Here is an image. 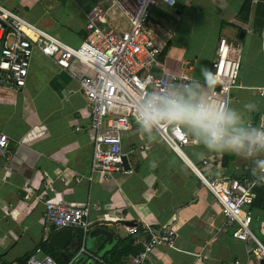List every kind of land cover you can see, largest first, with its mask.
I'll return each instance as SVG.
<instances>
[{
	"label": "crops",
	"instance_id": "crops-1",
	"mask_svg": "<svg viewBox=\"0 0 264 264\" xmlns=\"http://www.w3.org/2000/svg\"><path fill=\"white\" fill-rule=\"evenodd\" d=\"M94 1L0 3L62 42L77 47L87 35L86 12ZM245 1L176 0L174 7L159 4L151 8L149 24L162 49L166 69L181 73L191 65L196 79H202V67L212 70L221 36L241 42L243 58L231 106L242 108L254 103L256 109L247 118L261 124L264 0H252L248 30L242 31L243 37L236 27L223 25L237 18ZM106 8L104 25L127 26L112 3H107ZM92 75L93 71L80 62L65 69L54 57L35 49L26 86L20 91L0 88V133H6L11 141L10 158L0 157V264H21L20 260L43 245L47 200L73 206L99 205L90 209L93 224L86 237L76 230L65 247H51L47 242L54 255H61L66 264L79 255L82 247L88 254L74 263H103L114 251H127L123 259L135 255L150 239L147 225L173 226L177 230L175 243L157 248L147 264H262L250 243L233 237L220 206L199 174L157 131L149 140L134 124L123 135L131 173L109 182L99 174L93 181L88 180L94 132L80 81ZM190 145L196 147L184 150L186 157L207 178L228 182L242 174L245 164L253 169L247 158L235 155L223 166L222 153L208 151L197 142ZM204 159L211 160V166L204 165ZM77 175L86 179L77 183ZM34 191L42 194L41 198L27 200L26 195ZM252 212L253 230L264 224V210L252 208ZM133 226L139 229L135 235L127 230ZM56 230L50 228V237Z\"/></svg>",
	"mask_w": 264,
	"mask_h": 264
},
{
	"label": "built area",
	"instance_id": "built-area-1",
	"mask_svg": "<svg viewBox=\"0 0 264 264\" xmlns=\"http://www.w3.org/2000/svg\"><path fill=\"white\" fill-rule=\"evenodd\" d=\"M112 3L125 19L124 28L104 25L107 3ZM159 4L174 7L176 0H95L86 12L87 35L82 43L73 47L46 31L36 27L25 17L11 11L0 3V88L10 91L22 90L27 82L29 68L35 49L54 57L63 68L77 61L91 69L92 76L83 77L81 87L87 98L94 132L91 175L93 181L99 174L106 182L118 175L129 174L126 169L127 153L123 147V135L133 129L135 121L134 102L140 94L151 89H163L174 83L193 79L190 65L188 71L170 72L161 59L162 49L150 27L151 8ZM243 58V46L236 39L221 36L212 62V72L218 79L214 89L208 90L213 98L231 103L233 90L238 87L239 71ZM146 95V93H145ZM261 95L264 91L261 90ZM253 124L264 125L251 120ZM162 140L179 156L185 158L184 147L197 141L179 126L162 125L156 129ZM10 138L0 133V157L11 156ZM183 153V154H182ZM211 166V160H202ZM264 169V163L259 166ZM201 177L220 206L226 224L232 229L234 238L250 243L254 255L264 262V243L252 230L254 220L251 209L257 185L250 164L243 172L228 182L207 178L200 167H192ZM85 176L77 175L74 180L83 182ZM35 191L26 195L27 200L40 199ZM91 205V206H90ZM73 206L52 200L45 202L43 243L49 242L50 228L80 230L83 236L89 233L93 221L91 207ZM130 234H137L138 226L128 227ZM150 239L144 249L123 259V264H147L155 250L164 245H173L177 230L173 226L153 228L147 225ZM88 254L84 247L69 264H75L81 255ZM77 259V260H76ZM27 264H57L51 254L38 246L29 256Z\"/></svg>",
	"mask_w": 264,
	"mask_h": 264
},
{
	"label": "clouds",
	"instance_id": "clouds-1",
	"mask_svg": "<svg viewBox=\"0 0 264 264\" xmlns=\"http://www.w3.org/2000/svg\"><path fill=\"white\" fill-rule=\"evenodd\" d=\"M202 79L174 83L151 89L135 98L138 130L149 140L162 125L179 126L204 149L231 153L249 159L256 183H264V125L253 124L248 114L256 109L252 102L234 108L208 95L206 89L218 84L208 67L201 68ZM146 93V95H145Z\"/></svg>",
	"mask_w": 264,
	"mask_h": 264
},
{
	"label": "trees",
	"instance_id": "trees-1",
	"mask_svg": "<svg viewBox=\"0 0 264 264\" xmlns=\"http://www.w3.org/2000/svg\"><path fill=\"white\" fill-rule=\"evenodd\" d=\"M251 5L252 0H246L243 4V8L240 12V14L237 16V18L229 23H223V25H230L232 27H236L239 32H246L248 30L247 22L249 19L250 11H251ZM222 161L221 163L223 166H227L229 162L235 157L234 154L231 153H222ZM255 193V199L252 203V208H259L264 210V183H257V185L254 188ZM79 231V230H77ZM42 247L44 250L51 254L52 257L54 256L55 260H57V264H66L63 260L61 255H54L52 249L48 245V243H43ZM128 255L127 251H114L109 257L105 258L103 260V263L96 262V264H122L123 262V256ZM29 256L24 257L22 260L19 261V263L23 264L28 260ZM75 264H81L80 262Z\"/></svg>",
	"mask_w": 264,
	"mask_h": 264
},
{
	"label": "water",
	"instance_id": "water-1",
	"mask_svg": "<svg viewBox=\"0 0 264 264\" xmlns=\"http://www.w3.org/2000/svg\"><path fill=\"white\" fill-rule=\"evenodd\" d=\"M244 36V33H241V37ZM186 156V155H185ZM186 161L189 162V164L194 167V164L187 158L185 157ZM125 167L126 169H129V166L127 164V160L125 157ZM76 232V230L71 229V228H62V229H58L56 230L50 237L49 240V245L51 247H65L67 244L70 243V241L72 240L73 234ZM23 264H27L26 262ZM262 264H264V262L262 261Z\"/></svg>",
	"mask_w": 264,
	"mask_h": 264
},
{
	"label": "rangeland",
	"instance_id": "rangeland-1",
	"mask_svg": "<svg viewBox=\"0 0 264 264\" xmlns=\"http://www.w3.org/2000/svg\"><path fill=\"white\" fill-rule=\"evenodd\" d=\"M242 44V43H241ZM243 46V45H242ZM234 91V90H233ZM233 100V99H232ZM232 103V101H231ZM230 103V105H231ZM196 146H188L187 148L184 147V150L187 151V149H195ZM254 233L258 236V238L264 243V224H262V226L260 228L254 226L253 227Z\"/></svg>",
	"mask_w": 264,
	"mask_h": 264
},
{
	"label": "bare ground",
	"instance_id": "bare-ground-1",
	"mask_svg": "<svg viewBox=\"0 0 264 264\" xmlns=\"http://www.w3.org/2000/svg\"><path fill=\"white\" fill-rule=\"evenodd\" d=\"M183 154V153H182Z\"/></svg>",
	"mask_w": 264,
	"mask_h": 264
}]
</instances>
